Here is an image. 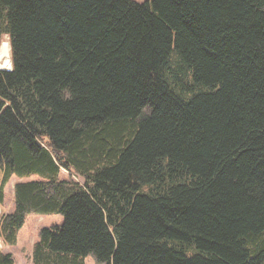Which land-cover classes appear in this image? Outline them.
<instances>
[{
    "label": "trees",
    "instance_id": "16d2710c",
    "mask_svg": "<svg viewBox=\"0 0 264 264\" xmlns=\"http://www.w3.org/2000/svg\"><path fill=\"white\" fill-rule=\"evenodd\" d=\"M2 36L5 244L61 214L33 264H264V0H0Z\"/></svg>",
    "mask_w": 264,
    "mask_h": 264
},
{
    "label": "rangeland",
    "instance_id": "374dc122",
    "mask_svg": "<svg viewBox=\"0 0 264 264\" xmlns=\"http://www.w3.org/2000/svg\"><path fill=\"white\" fill-rule=\"evenodd\" d=\"M138 2H144L146 0H136ZM10 40L9 36H2L1 37V48L3 44L9 45ZM1 48H0V56H1ZM10 57H11V50H10ZM5 60L0 58V68L4 63ZM12 68V61L11 67L3 68V69H11ZM74 178L79 182L83 183V180L77 176L70 175V173L66 171H62V178ZM34 179H38V176H32L30 178L19 179L18 177H12L8 185L5 187V203L4 205H0V215L3 213H10L14 209V201H15V185L19 181H31ZM1 180V174H0ZM64 222V217L61 214H50V215H29L26 219L25 226L23 227L20 235L18 234V240L15 245H7L4 241L0 238V250L3 252L12 253L16 264H33V250H34V243L39 240L40 231L43 228L53 227L55 225H62ZM87 264H101L99 263L94 255H89L86 259Z\"/></svg>",
    "mask_w": 264,
    "mask_h": 264
},
{
    "label": "bare ground",
    "instance_id": "6f19581e",
    "mask_svg": "<svg viewBox=\"0 0 264 264\" xmlns=\"http://www.w3.org/2000/svg\"><path fill=\"white\" fill-rule=\"evenodd\" d=\"M0 58L5 60L4 63L1 65L3 66L2 68L11 67L10 46L3 44L1 48Z\"/></svg>",
    "mask_w": 264,
    "mask_h": 264
},
{
    "label": "crops",
    "instance_id": "0c3cea01",
    "mask_svg": "<svg viewBox=\"0 0 264 264\" xmlns=\"http://www.w3.org/2000/svg\"><path fill=\"white\" fill-rule=\"evenodd\" d=\"M21 231H22V230H21ZM21 231H20V233H21ZM20 233H19V235H20ZM36 242H37V241H36ZM36 242H35V243H36ZM35 243H34V244H35Z\"/></svg>",
    "mask_w": 264,
    "mask_h": 264
},
{
    "label": "water",
    "instance_id": "95a60500",
    "mask_svg": "<svg viewBox=\"0 0 264 264\" xmlns=\"http://www.w3.org/2000/svg\"><path fill=\"white\" fill-rule=\"evenodd\" d=\"M0 69H3V68H0ZM12 69V68H11ZM11 69H8V70H11Z\"/></svg>",
    "mask_w": 264,
    "mask_h": 264
}]
</instances>
